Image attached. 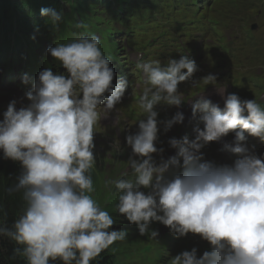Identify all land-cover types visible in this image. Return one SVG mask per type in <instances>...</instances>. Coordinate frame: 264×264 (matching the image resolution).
<instances>
[{"label": "clouds", "instance_id": "9594fccd", "mask_svg": "<svg viewBox=\"0 0 264 264\" xmlns=\"http://www.w3.org/2000/svg\"><path fill=\"white\" fill-rule=\"evenodd\" d=\"M49 7L41 8V15L57 27L63 14ZM74 29L84 31L47 49L66 72L41 70L26 93L28 103L18 108L12 100L0 120L3 158L21 166L4 191L19 194L23 205L9 224L0 204V238L14 245L7 259L93 264L105 250L121 251L135 233L157 240L160 233L151 225L159 222L176 237L198 234L210 245L202 255L193 247L170 256L167 264H264V157L245 135L264 142V106L237 94H228L223 107L206 95L196 97L191 103L192 119L198 120L194 138H170L176 154L165 158V149L157 147L161 128L167 133L183 124L185 115L177 111L160 120L157 108H180L185 100L179 86L199 69L187 55L163 65L159 60L138 62L145 78L137 101L142 116L124 143L132 150L131 177L105 179V189L111 194L114 188L117 195L109 213L108 204L93 196L95 128L122 102L129 81L110 66L112 57L83 20L72 22ZM114 77L121 79L116 85ZM211 81H216L213 74L193 80V87ZM28 82L25 76L23 83ZM229 133L234 140L224 142L221 151L235 156L234 161L205 159L204 146Z\"/></svg>", "mask_w": 264, "mask_h": 264}, {"label": "rangeland", "instance_id": "374dc122", "mask_svg": "<svg viewBox=\"0 0 264 264\" xmlns=\"http://www.w3.org/2000/svg\"><path fill=\"white\" fill-rule=\"evenodd\" d=\"M184 1L185 0H169L170 4L165 6L164 11L162 13L164 15H169L171 17L174 16L177 12L196 13L195 25L199 27L206 26V28L210 30L208 34V41H209L208 48L210 55L213 56L218 50L223 54L229 53L233 57H236L238 53V50L234 48L236 41L216 44L212 38L216 32L214 17L212 15V12L214 11L216 6L215 0L205 1V5L203 9H198L199 5H191L189 7H185L183 5ZM13 17L14 16L11 15L10 18ZM206 17L209 18L210 24H206L204 22ZM154 23H155L154 24L155 29L151 33V40L153 42L151 48L153 50H158L159 47L163 46L166 40L170 38L171 29L168 23H164L162 25H159L158 22H154ZM223 33L227 36L229 35L228 31L225 29H223ZM175 39H177L179 43L184 44L185 39H183V36L178 35V33L175 34ZM127 44L128 42L125 41L123 46H126V53H129L128 52L129 48L127 47ZM132 51L134 52V50ZM240 51L241 53H245L246 48L241 47ZM3 54L7 58L9 52L6 50V46H3ZM0 55H2V53H0ZM11 55L17 56L16 51L13 50ZM199 55L201 59V67H200L201 72L198 78L194 79L196 81L201 80L205 74L209 73L210 64H211V62H209V58L207 57V54H203L199 52ZM148 57H151V54ZM2 58L3 56L0 57V60ZM163 58L165 59L166 57ZM253 62H254L253 70L247 69L243 71L237 82L242 88L247 90H253L256 94H259L262 87H264V56L261 55L256 56L253 59ZM243 68L244 66H241V69ZM133 75L135 81L133 83L134 89L132 90V93L138 95V93L140 94L141 92L142 86L139 81V78H136V74ZM142 79L145 80L144 77H142ZM201 84H205V83L202 82ZM14 88H15V83L6 80L4 76L0 73V105L3 102H5V100L9 97V93ZM206 90L207 88L204 87L202 90L203 92H198L195 95H202L205 93L204 91ZM127 99L129 100L127 107L131 106L135 102L133 95H128ZM119 107L120 108L116 107L112 112L108 114L106 118L101 119L99 123V126L103 127L104 129L103 132H105L106 134L105 136L106 146L101 147L97 145L95 146V150H94L96 155L100 157L101 156L105 157L104 159H102L101 162H99L100 163L98 164L99 168L97 166L94 167V169L96 170V174L98 176L97 187L98 185L104 184V181L107 178L121 179L122 177H128V178L131 177V168L130 165L128 164V160H129L128 155H131L132 151L120 139V133H121L120 120L123 127H125L127 130H130L132 128V124L134 123V121L132 120L123 121L122 114L124 112L125 107L123 106H119ZM117 112L119 115L118 119L114 123L112 124L110 123V126H112V128L106 129L110 121V115L116 114ZM97 130L98 127L95 128L96 132H98ZM98 136L99 135L94 136V138ZM123 147L124 150H122ZM116 151L119 153H117ZM117 160H127V161L114 163V161ZM233 161L234 160H229L227 161V163L231 164ZM113 206L114 203L109 204L106 207V210L109 211ZM151 227L153 229L158 230L160 233L157 240L147 239L146 241L137 243V240L135 239V237H137V234L136 233L133 234L124 243V248L126 247V249L122 253H120L117 264H167V261L169 260L170 256L179 254L184 250L190 251L193 247H196L198 249V254L200 255H202L204 251L210 250L209 243L203 240L198 234L189 233L186 237H176L173 234H171L170 229L167 226L163 225L162 223L153 222ZM149 244H151L153 247H156L157 250H155L154 252L146 253Z\"/></svg>", "mask_w": 264, "mask_h": 264}, {"label": "trees", "instance_id": "16d2710c", "mask_svg": "<svg viewBox=\"0 0 264 264\" xmlns=\"http://www.w3.org/2000/svg\"><path fill=\"white\" fill-rule=\"evenodd\" d=\"M47 1H49V0H44V2H47ZM197 1L203 2L205 0H196V2L191 3V5H197ZM163 3L165 4V2H163ZM84 5H85V0H74V1H72L70 13L74 9H76L77 7H80V6L84 7ZM70 13H67V15L69 16ZM9 15H10L9 10L3 11L2 8L0 7V23L4 24L3 27L5 28V32L11 28V26L9 24V20H8ZM193 20L192 19L189 20L188 21L189 24L194 23ZM178 22H179L178 23L179 25L176 27V30H179L180 26L182 24H187V23H185L186 21H178ZM185 26L186 25H184V27ZM0 29L2 30V28H0ZM15 47H17V45H15ZM163 54H165V53H163ZM136 110L137 109H132V112L135 113ZM125 133H126V131H124V134ZM102 147H105V144H103ZM96 158H97V162H96L95 166L98 167V164H100L99 162H101L102 159H104L105 157H103V156L100 157V156L96 155ZM117 162H120V160H118ZM20 170H21V166H20L19 162L16 165H13V164L0 165V204H2L5 207V209L8 213L7 219H8L9 224H11L13 221H15L19 217V215L21 214V212L23 210V205H22V201H21L19 194L7 196L4 189L6 186L10 185L13 182L15 175H17ZM10 177H12L13 179H9ZM92 177H93V183H94V188H95V192L93 193L94 198L98 202L100 201V203L103 205L104 204L109 205L111 203H114L116 201V198H117L116 190L113 188V192L110 194L105 189L104 184L98 185V187H97V177L98 176L96 174L95 169H93ZM100 186H101V188H100ZM135 239L137 240V243H140L142 241L147 240V239L141 238V237H135ZM13 247H14V245L12 242L8 241L5 238H0V264H24V261H22V260L11 262L7 259L11 255ZM125 249H126V247L123 248L121 251H117V252H111L109 250H105L104 252L101 253V255L97 258V260L93 262V264H117L120 253H122ZM53 264H61V262L56 261V262H53Z\"/></svg>", "mask_w": 264, "mask_h": 264}, {"label": "bare ground", "instance_id": "6f19581e", "mask_svg": "<svg viewBox=\"0 0 264 264\" xmlns=\"http://www.w3.org/2000/svg\"><path fill=\"white\" fill-rule=\"evenodd\" d=\"M17 15L19 16L20 15V12L18 11L16 14H13V16L14 17H17ZM160 16V15H159ZM134 24H124V26H127V27H131V26H133ZM151 32H149L148 34H150ZM191 40H195V38H192ZM199 39H197V41H198ZM116 61H115V59L114 58H112V61H111V64H110V66L112 67V66H115V63ZM113 68V67H112ZM133 79H134V75L132 74L131 75V77L129 78V79H127L128 81H129V83L130 82H132L133 81ZM0 165H3L2 163H0Z\"/></svg>", "mask_w": 264, "mask_h": 264}]
</instances>
